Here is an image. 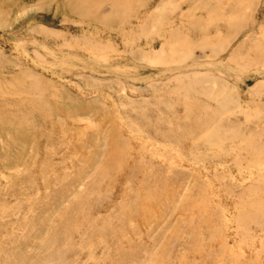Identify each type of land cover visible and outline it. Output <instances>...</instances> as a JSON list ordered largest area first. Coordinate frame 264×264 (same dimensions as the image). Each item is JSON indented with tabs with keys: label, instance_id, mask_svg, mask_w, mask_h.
<instances>
[{
	"label": "rangeland",
	"instance_id": "374dc122",
	"mask_svg": "<svg viewBox=\"0 0 264 264\" xmlns=\"http://www.w3.org/2000/svg\"><path fill=\"white\" fill-rule=\"evenodd\" d=\"M0 264H264V0H0Z\"/></svg>",
	"mask_w": 264,
	"mask_h": 264
}]
</instances>
